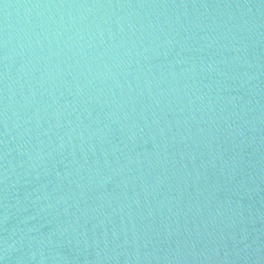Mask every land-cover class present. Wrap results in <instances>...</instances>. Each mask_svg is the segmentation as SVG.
Returning <instances> with one entry per match:
<instances>
[{"label":"water","instance_id":"1","mask_svg":"<svg viewBox=\"0 0 264 264\" xmlns=\"http://www.w3.org/2000/svg\"><path fill=\"white\" fill-rule=\"evenodd\" d=\"M0 264H264V0H0Z\"/></svg>","mask_w":264,"mask_h":264}]
</instances>
